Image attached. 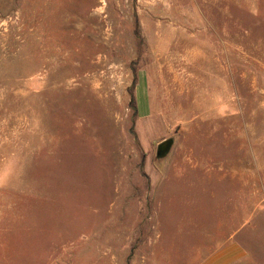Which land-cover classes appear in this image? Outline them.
Segmentation results:
<instances>
[{"label": "rangeland", "instance_id": "374dc122", "mask_svg": "<svg viewBox=\"0 0 264 264\" xmlns=\"http://www.w3.org/2000/svg\"><path fill=\"white\" fill-rule=\"evenodd\" d=\"M0 264H264V0H0Z\"/></svg>", "mask_w": 264, "mask_h": 264}, {"label": "water", "instance_id": "95a60500", "mask_svg": "<svg viewBox=\"0 0 264 264\" xmlns=\"http://www.w3.org/2000/svg\"><path fill=\"white\" fill-rule=\"evenodd\" d=\"M169 144H170L169 139L163 140L161 143L158 144V147H157L158 151L160 153H165L169 147Z\"/></svg>", "mask_w": 264, "mask_h": 264}]
</instances>
